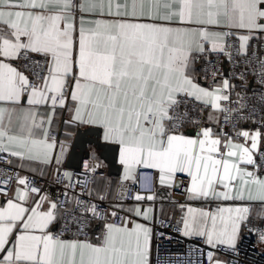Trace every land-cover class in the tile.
<instances>
[{
  "label": "snow or ice",
  "instance_id": "6c2138e0",
  "mask_svg": "<svg viewBox=\"0 0 264 264\" xmlns=\"http://www.w3.org/2000/svg\"><path fill=\"white\" fill-rule=\"evenodd\" d=\"M79 129L101 153L74 172ZM149 171L178 217L135 190ZM253 237L264 0H0V264H239Z\"/></svg>",
  "mask_w": 264,
  "mask_h": 264
},
{
  "label": "built area",
  "instance_id": "2783aa9c",
  "mask_svg": "<svg viewBox=\"0 0 264 264\" xmlns=\"http://www.w3.org/2000/svg\"><path fill=\"white\" fill-rule=\"evenodd\" d=\"M232 107L236 108L238 106L233 104ZM257 114L259 115L260 113L258 112ZM80 168L71 169V171H80ZM137 179L138 183L134 186L136 191H139L141 194H151L153 190H155L157 193L158 175L155 172L149 171L148 174L138 175ZM41 183H43V181H41ZM181 192L182 189H172V200L184 202ZM128 195H132V192L129 191ZM167 231H169L175 239L172 242H165L164 248L173 253L186 254L190 241L187 238L180 236L178 233L172 232L170 229ZM235 259L239 261V264H264V249H261L256 245L254 237L249 238L241 245L239 256L235 257Z\"/></svg>",
  "mask_w": 264,
  "mask_h": 264
},
{
  "label": "water",
  "instance_id": "95a60500",
  "mask_svg": "<svg viewBox=\"0 0 264 264\" xmlns=\"http://www.w3.org/2000/svg\"><path fill=\"white\" fill-rule=\"evenodd\" d=\"M95 140V137L90 134H85L84 129H79L76 132L74 137L73 144L75 145L74 154L71 152L67 166L72 169H78L81 167L82 162L85 157H88V153L90 152V146H94L95 144L92 142ZM101 153V149H96ZM101 157L108 163V173L111 175L118 176L120 175V165L116 162L114 158V154L110 149H103V155ZM106 157V159H105Z\"/></svg>",
  "mask_w": 264,
  "mask_h": 264
},
{
  "label": "crops",
  "instance_id": "0c3cea01",
  "mask_svg": "<svg viewBox=\"0 0 264 264\" xmlns=\"http://www.w3.org/2000/svg\"><path fill=\"white\" fill-rule=\"evenodd\" d=\"M255 41H253V43H254ZM76 132H77V130H76ZM76 132H75V135H76ZM75 135H74V137H75ZM74 137H73V142H74ZM90 148V151L91 150H93V149H95V147L94 146H90L89 147ZM96 150V149H95ZM97 151V154L98 155H100L99 154V151L98 150H96ZM70 153H71V150H70ZM88 157H85L84 158V160H86ZM69 159V158H68ZM68 159H66V161H65V167L66 168H68L69 170H71L72 168H70V167H68L67 166V162H68ZM101 159L104 161V163L107 165V167H105L104 169H103V171L107 174V175H109L111 178H112V180L115 182V181H118L119 180V178H120V175H118V176H115V175H111V174H109L108 173V163L101 157ZM83 160V161H84ZM119 165V164H118ZM120 172H121V167H120ZM171 191H172V189H166V188H164L163 186H161V185H159V182H158V189H157V193H156V195L158 196V199H157V201H156V206H157V208L159 207V205L161 204V202H163V204H164V208H165V213H166V215H168V216H173V215H175V216H179V209L178 208H176L173 204H171L170 203V201H169V193H171ZM172 199V198H171ZM149 204H151L152 202L151 201H149L148 202ZM181 203H183V202H181ZM145 206H147V205H145ZM193 206H200L198 203H195V202H193Z\"/></svg>",
  "mask_w": 264,
  "mask_h": 264
}]
</instances>
